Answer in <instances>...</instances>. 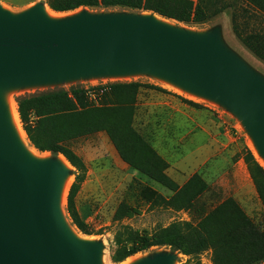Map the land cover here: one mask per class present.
I'll use <instances>...</instances> for the list:
<instances>
[{
    "label": "water",
    "instance_id": "95a60500",
    "mask_svg": "<svg viewBox=\"0 0 264 264\" xmlns=\"http://www.w3.org/2000/svg\"><path fill=\"white\" fill-rule=\"evenodd\" d=\"M43 8L39 4L13 16L0 7V92L7 86L147 72L238 115L264 155V81L218 35L163 26L154 13L144 18L83 14L51 22ZM67 175L57 159L39 164L25 155L0 101V264H99L102 246L74 240L58 208ZM172 259L138 264H172Z\"/></svg>",
    "mask_w": 264,
    "mask_h": 264
},
{
    "label": "rangeland",
    "instance_id": "374dc122",
    "mask_svg": "<svg viewBox=\"0 0 264 264\" xmlns=\"http://www.w3.org/2000/svg\"><path fill=\"white\" fill-rule=\"evenodd\" d=\"M39 4L47 5L43 0H0V7L13 16H20ZM250 13L252 14L253 11ZM83 14L95 18H144L151 13L122 7L80 8L63 13L58 22L69 21ZM234 14L235 10L231 8L206 23H177V27L191 34L218 35L224 47L264 81V61L259 60L234 33ZM243 21L239 18V25ZM248 24L246 30L248 32L252 29L257 31L263 29L255 19L250 20ZM104 79H98L96 83L140 82L154 88L142 89L138 95L133 121L135 129L167 163V174L181 187L198 174L209 185V190L190 211L153 209L139 196L141 185L152 187L167 198H171L173 194L125 164L105 133L75 142L73 147L82 157L88 170L86 181L76 198V205L82 219L94 234L87 236L81 233L73 225L67 212L68 195L75 182L74 168L68 170L70 188L61 215L80 234L86 236L87 241L102 246L101 264H116L112 260L115 249L114 237L122 226H129L137 231L153 232L175 222L197 223L200 218L229 198L234 199L256 224L264 228V205L245 162V153L250 151L259 163L251 147V143L255 140L238 115L218 102L209 99H192L169 89L151 73L144 72L130 78L105 76ZM94 84L91 83L90 77H86L30 88L16 89L7 86L2 91L9 92L12 100L18 105V99L22 96L58 89L68 91L86 89ZM186 101L200 107L192 106ZM14 102H10L11 111L15 110ZM16 126L19 127V124ZM52 159L56 160L57 156L52 155ZM124 203L138 208L141 215L120 222L115 221L116 212ZM162 256H171L172 264H212L211 251L196 260L168 247L152 248L131 260L145 263Z\"/></svg>",
    "mask_w": 264,
    "mask_h": 264
},
{
    "label": "trees",
    "instance_id": "16d2710c",
    "mask_svg": "<svg viewBox=\"0 0 264 264\" xmlns=\"http://www.w3.org/2000/svg\"><path fill=\"white\" fill-rule=\"evenodd\" d=\"M43 1L58 13L80 8L122 7L154 13L182 24H203L234 8V33L254 55L264 61V0ZM239 18L244 20L241 25ZM254 19L263 29L246 31L248 23ZM142 89L154 88L140 82L111 84L99 106L87 99L83 88L71 91L58 89L18 99V112L30 143L41 153L62 155L75 169V182L68 195L67 212L73 225L84 235L91 236L94 233L82 219L76 205V198L88 171L82 157L73 147L81 139L105 133L125 164L173 194L167 198L152 187L141 185L139 196L153 209L190 211L209 190V185L198 174L181 187L167 174V163L135 129L136 103ZM245 162L264 205V168L250 151L245 153ZM139 215L141 211L138 208L124 203L118 208L115 221ZM114 244L112 260L116 264L152 248L162 247L196 260L211 251L212 264L264 263V228L256 224L232 198L222 202L197 223L175 222L153 232L122 226L115 234Z\"/></svg>",
    "mask_w": 264,
    "mask_h": 264
},
{
    "label": "bare ground",
    "instance_id": "6f19581e",
    "mask_svg": "<svg viewBox=\"0 0 264 264\" xmlns=\"http://www.w3.org/2000/svg\"><path fill=\"white\" fill-rule=\"evenodd\" d=\"M3 10H5V9H3ZM43 14L48 21L55 22V21H59L62 18L63 13L55 12L48 5H45L43 8ZM153 19L156 23L161 24L163 26H166V27H169L172 29L178 28L177 27L178 24L175 21L163 19L162 17H160L158 15H154ZM179 29L182 30L181 28H179ZM140 74L141 73H139V72L129 73V74H120V75L112 74V75H109V77H111V78H130V77H137ZM155 77L159 80V82H161L167 88L172 89L174 91H177L184 96H188L192 99H201V100L207 99L204 96H201L200 94L194 93V92L184 88L183 86H181L180 84H178L174 81H171L169 79L159 77V76H155ZM98 79L105 80L104 76H101V77H91L90 81L92 84H94L98 81ZM48 84H49L48 82H46V83H33V84H27V85H24V84L23 85H15V87H16V89H19L22 87L30 88V87H36V86H42V85H48ZM96 84H98V83H96ZM96 84H94V85H96ZM0 101L4 107V110H5L6 121H7L8 127L10 129L11 135L14 138V140L17 142V144L21 147V149L23 150L25 155L30 160H32L33 162H36L39 164H44V163H47L50 160H52L51 153H41L30 143L28 136H27V134L24 131L23 126H22V122H21L20 115L18 112V105L12 100L11 94L9 92H3V91L0 92ZM10 102L15 103V106H14L15 110L11 111ZM15 123L19 124V127H17ZM251 147H252V149L255 153V156L257 157L259 163L264 167V155H263L260 147L256 143V141L251 143ZM57 162L64 170H70L73 168L71 166V164L62 155L57 156ZM69 188H70V181L66 177L61 181L60 186H59V190H58V208H59L60 212L64 208V205L66 202V196H67ZM62 219L64 221V224L66 225V228H67L70 236L74 240H76L78 242L93 243V242L87 241L88 238H86V236L80 234V232L75 227H73L64 217ZM131 258H133V257H131ZM131 258H128L126 261H124L121 264H138V260L133 261V260H131ZM99 264H101V260L99 261Z\"/></svg>",
    "mask_w": 264,
    "mask_h": 264
},
{
    "label": "built area",
    "instance_id": "2783aa9c",
    "mask_svg": "<svg viewBox=\"0 0 264 264\" xmlns=\"http://www.w3.org/2000/svg\"><path fill=\"white\" fill-rule=\"evenodd\" d=\"M111 85L107 82L98 83L96 85H92L91 87H87L86 97L87 99L94 105L99 106L101 98L103 94L107 91L108 86Z\"/></svg>",
    "mask_w": 264,
    "mask_h": 264
},
{
    "label": "crops",
    "instance_id": "0c3cea01",
    "mask_svg": "<svg viewBox=\"0 0 264 264\" xmlns=\"http://www.w3.org/2000/svg\"><path fill=\"white\" fill-rule=\"evenodd\" d=\"M260 60V59H259ZM262 61V60H261Z\"/></svg>",
    "mask_w": 264,
    "mask_h": 264
}]
</instances>
